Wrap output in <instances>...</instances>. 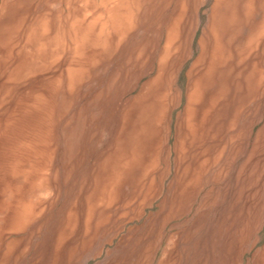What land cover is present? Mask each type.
I'll return each instance as SVG.
<instances>
[{
  "label": "rangeland",
  "instance_id": "374dc122",
  "mask_svg": "<svg viewBox=\"0 0 264 264\" xmlns=\"http://www.w3.org/2000/svg\"><path fill=\"white\" fill-rule=\"evenodd\" d=\"M136 1L0 0V264H264V0Z\"/></svg>",
  "mask_w": 264,
  "mask_h": 264
},
{
  "label": "bare ground",
  "instance_id": "6f19581e",
  "mask_svg": "<svg viewBox=\"0 0 264 264\" xmlns=\"http://www.w3.org/2000/svg\"><path fill=\"white\" fill-rule=\"evenodd\" d=\"M107 1V0H106ZM138 1V0H137ZM136 1V2H137ZM48 2V1H47ZM105 2V1H104ZM128 2H130V1H128ZM104 5V4H103ZM131 6V5H130ZM115 7V6H114ZM133 7V6H132ZM105 8V7H104ZM108 9V8H107ZM110 9V8H109ZM32 10V9H31ZM106 10V9H105ZM119 9H116V11H118ZM132 11V10H131ZM36 13V12H35ZM130 13V12H129ZM114 15V14H113ZM30 16V15H29ZM33 16V15H32ZM130 16V15H129ZM113 17V16H112ZM111 17V18H112ZM112 20V19H111ZM101 21V20H100ZM2 23V22H1ZM26 23V22H25ZM3 24V23H2ZM103 24L105 25V23L103 22ZM24 31V30H23ZM215 46V45H214ZM215 48V47H214ZM214 54V53H213ZM214 57H215V55H214ZM210 65V64H209ZM214 68V67H213ZM189 89V88H188ZM191 89V88H190ZM194 91L191 89L190 90V92H189V96H188V108H189V103H190V100H191V97H193V99H194V94H192ZM197 95V94H196ZM191 101H193V100H191ZM198 103V102H197ZM191 105V104H190ZM35 109H37V108H35ZM48 110V109H47ZM157 120V119H156ZM153 124V123H152ZM42 137V136H41ZM30 141V140H29ZM41 141H43V139L41 140ZM40 141V142H41ZM18 143V142H17ZM27 143V142H26ZM28 151V150H27ZM18 158V157H17ZM15 160V159H14ZM21 160H22V158H21ZM16 162H18V161H16ZM14 163V162H13ZM19 163H21L22 164V162H19ZM17 169V168H16ZM18 169H19V167H18ZM21 169V168H20ZM25 176V175H24Z\"/></svg>",
  "mask_w": 264,
  "mask_h": 264
}]
</instances>
